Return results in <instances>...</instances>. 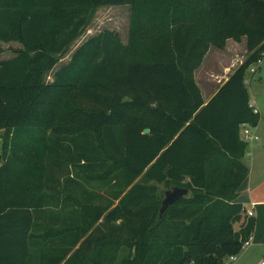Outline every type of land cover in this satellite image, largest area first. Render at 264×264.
<instances>
[{
	"label": "trees",
	"instance_id": "obj_1",
	"mask_svg": "<svg viewBox=\"0 0 264 264\" xmlns=\"http://www.w3.org/2000/svg\"><path fill=\"white\" fill-rule=\"evenodd\" d=\"M119 5L127 43L100 32L46 84L92 13ZM243 37L246 60L204 104L194 72L212 45ZM11 42L0 264H224L240 251L254 221L235 230L249 175L239 133L259 119L245 75L264 56V0H0V55ZM140 176L188 195L157 220Z\"/></svg>",
	"mask_w": 264,
	"mask_h": 264
},
{
	"label": "rangeland",
	"instance_id": "obj_2",
	"mask_svg": "<svg viewBox=\"0 0 264 264\" xmlns=\"http://www.w3.org/2000/svg\"><path fill=\"white\" fill-rule=\"evenodd\" d=\"M128 27V6H106L96 9L92 13L83 33L69 46L67 52L60 56V61L55 68L44 76V82L50 84L53 80V73L70 60L76 48L102 31L107 30L116 33L122 44H126ZM2 47L3 53L0 55V61L12 58L15 56V52L21 49V45L17 42L3 44ZM246 58L247 51L244 37L239 42L227 39L222 49L212 45L204 56L203 64L201 63V67L196 72L197 85L204 98L217 89L218 82L222 80L221 72L225 69L227 72L235 70ZM245 86L249 95V103H255V108L259 112L257 115L259 119L256 125L250 126V132L254 134L255 139L247 142L245 150L244 162L249 168V177L240 190V205L248 207L251 202L259 203L255 207V225L251 233L254 246L247 250L241 251L240 249L235 254L238 260L233 264H260L263 260L262 245L264 244V56L260 61L249 67L245 75ZM48 97L54 98L57 96L49 92L46 98ZM39 111H35L36 115L42 113ZM29 124L34 125L35 120H32ZM9 131L8 128L0 130V159L2 161L9 157V145L5 146ZM135 183L145 182H142L140 176L135 180ZM145 186L144 188H146L148 194L153 193L154 197L161 202L167 190L166 181L163 180L159 183L151 181L145 183ZM94 190L96 192L100 191L98 189ZM228 258L229 256L224 259V264H230Z\"/></svg>",
	"mask_w": 264,
	"mask_h": 264
},
{
	"label": "built area",
	"instance_id": "obj_3",
	"mask_svg": "<svg viewBox=\"0 0 264 264\" xmlns=\"http://www.w3.org/2000/svg\"><path fill=\"white\" fill-rule=\"evenodd\" d=\"M253 70L255 71V69H253ZM253 70H252V72H254ZM249 106L252 109V113L253 114H259V112L255 108V103H251V104L249 103ZM250 129H251V127L249 125H247V124L241 125L240 135H241V137L243 139V142L247 143V142L252 141V140L255 139L254 134H252L250 132ZM253 208H254V204L252 203L251 204V209L246 211L247 218L253 217ZM253 246H254L253 238L250 235L248 239H246L244 242H242L241 251L242 250H247V249H249V248H251ZM262 249L264 250V244L262 245ZM228 260H229L230 264H233V263H236L238 259L236 258L235 255H231V256H229ZM260 264H264V258H263V260L261 261Z\"/></svg>",
	"mask_w": 264,
	"mask_h": 264
},
{
	"label": "crops",
	"instance_id": "obj_4",
	"mask_svg": "<svg viewBox=\"0 0 264 264\" xmlns=\"http://www.w3.org/2000/svg\"><path fill=\"white\" fill-rule=\"evenodd\" d=\"M204 61V60H203ZM203 61H202V64H203ZM201 64V65H202ZM201 67V66H200ZM199 67V68H200ZM199 68L194 72V78H195V81H196V72L199 70ZM225 69V68H224ZM232 71L233 70H231L230 72H227L226 71V69L223 71V72H221V75H222V80L221 81H219L218 82V85H217V89L215 90V91H212V92H210L209 94H207V96L204 98V95H203V93L201 92V96H202V100H203V102H204V104H206L213 96H214V94L217 92V90L219 89V87L225 82V81H227V79H228V77L230 76V74L232 73ZM220 75V76H221ZM196 83H197V81H196ZM241 128V127H240ZM241 132V131H240ZM240 134V133H239ZM240 140L241 141H243V139H242V137H241V135H240ZM248 177H249V175H248ZM247 177V178H248ZM247 178L245 179V181L243 182V184L241 185V187L245 184V182H246V180H247ZM241 187L239 188V190H238V197H237V200H236V202L238 203V204H241V202H240V190H241ZM254 204V208H253V217H251L250 219H252L253 221H254V225H255V207L257 206V203H259V202H251L250 203V205L248 206V207H246V206H242L243 207V209H244V213H243V215H242V217H241V219H240V221L237 223V225H235V230H239L240 228H241V226H242V224L244 223V220L245 219H248L247 218V216H246V211H248V210H250L251 209V204ZM246 207V208H245ZM254 229V228H253ZM252 232H253V230H252ZM263 250V249H262ZM263 258H264V250H263Z\"/></svg>",
	"mask_w": 264,
	"mask_h": 264
},
{
	"label": "water",
	"instance_id": "obj_5",
	"mask_svg": "<svg viewBox=\"0 0 264 264\" xmlns=\"http://www.w3.org/2000/svg\"><path fill=\"white\" fill-rule=\"evenodd\" d=\"M148 130L145 129L143 134H147ZM188 195V190L180 188L177 186H170L164 193L163 198L160 203V207L157 214V220H161L163 215L166 213L167 209L173 205L175 202L184 198Z\"/></svg>",
	"mask_w": 264,
	"mask_h": 264
}]
</instances>
